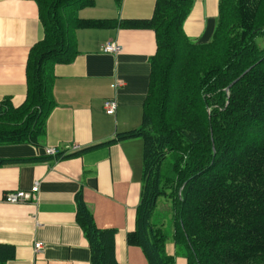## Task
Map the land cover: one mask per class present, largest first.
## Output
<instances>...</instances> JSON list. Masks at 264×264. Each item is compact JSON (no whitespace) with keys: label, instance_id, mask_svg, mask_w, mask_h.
<instances>
[{"label":"trees","instance_id":"16d2710c","mask_svg":"<svg viewBox=\"0 0 264 264\" xmlns=\"http://www.w3.org/2000/svg\"><path fill=\"white\" fill-rule=\"evenodd\" d=\"M34 1L43 37L28 52L23 102L0 101V144H39L54 105L53 66L78 53L75 29L152 28L157 46L141 123L103 141L143 140L140 197L126 240L147 264H175V253L187 264H264V0H219L205 42L183 30L192 0H155L148 17L77 14L96 0ZM18 158L0 157V165ZM160 196L170 201L171 234L152 220ZM75 205L90 264H131L116 259V229L97 226L81 189ZM14 255L13 244L0 242V264Z\"/></svg>","mask_w":264,"mask_h":264},{"label":"crops","instance_id":"0c3cea01","mask_svg":"<svg viewBox=\"0 0 264 264\" xmlns=\"http://www.w3.org/2000/svg\"><path fill=\"white\" fill-rule=\"evenodd\" d=\"M219 0H192L183 30L195 42L212 36ZM155 0H96L79 9V15L148 17ZM88 7L89 9L86 11ZM78 53L53 66L54 105L45 120L39 144L29 141L0 144V157L18 158L0 165V242L15 247L6 264H90L88 241L76 221L75 193L81 189L101 228H115V257L119 262L147 264L143 251L126 240L135 226L141 191L143 140L135 136L103 143L117 132L140 125L148 91L150 57L156 37L148 27L77 28ZM43 37L34 0H0V99L14 105L26 95V60L30 47ZM116 40L117 52L102 44ZM116 78L123 84L114 87ZM116 99L113 113L104 100ZM80 150L65 157L21 160L45 155L44 147L57 145ZM38 181L34 200L10 203L2 199L12 189H30ZM35 241L42 246L34 250ZM175 253V244L166 243ZM175 264H187L174 254Z\"/></svg>","mask_w":264,"mask_h":264},{"label":"built area","instance_id":"2783aa9c","mask_svg":"<svg viewBox=\"0 0 264 264\" xmlns=\"http://www.w3.org/2000/svg\"><path fill=\"white\" fill-rule=\"evenodd\" d=\"M118 48H119V46L115 42L106 44L104 46L105 50H116ZM120 83H121V81L117 80V84H120ZM115 104L116 103L113 100L107 101L106 102L107 112L112 113L114 111ZM73 147L75 148V147H77V145H74ZM46 151L48 153H51V154H56V153H58L59 149L54 147V146H51V147H47ZM37 187H38V185L36 182L34 185H32V190H37ZM29 196H30L29 192H27L25 190H16V191H13V192L7 194L5 198L8 201H21V200H24L25 198H28ZM35 245L37 247H39L40 242H36Z\"/></svg>","mask_w":264,"mask_h":264},{"label":"rangeland","instance_id":"374dc122","mask_svg":"<svg viewBox=\"0 0 264 264\" xmlns=\"http://www.w3.org/2000/svg\"><path fill=\"white\" fill-rule=\"evenodd\" d=\"M89 9H92V8L88 7L86 9V11ZM77 12H79V10ZM79 16H83V15H79ZM169 206H170V201L166 197L160 196L158 199L157 207H156L155 212L152 216V220H154V222L155 221L156 222L162 221L164 229L169 234H171L173 228H172V223H171V211H169ZM169 241H171V240H169Z\"/></svg>","mask_w":264,"mask_h":264}]
</instances>
